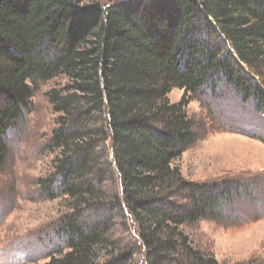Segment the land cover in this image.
Returning <instances> with one entry per match:
<instances>
[{
  "label": "trees",
  "instance_id": "16d2710c",
  "mask_svg": "<svg viewBox=\"0 0 264 264\" xmlns=\"http://www.w3.org/2000/svg\"><path fill=\"white\" fill-rule=\"evenodd\" d=\"M59 75L66 82L48 92L58 116L46 145L57 155L39 187L66 197L71 211L63 248L46 264H135L108 222L86 212L105 202L102 181L115 175L112 205L135 222L146 264H221L180 227L220 219L248 185L188 182L174 161L196 138L188 98L216 97L224 84L264 113V0H0V166L33 84ZM173 88L183 91L176 102ZM175 192L182 206L169 199Z\"/></svg>",
  "mask_w": 264,
  "mask_h": 264
},
{
  "label": "rangeland",
  "instance_id": "374dc122",
  "mask_svg": "<svg viewBox=\"0 0 264 264\" xmlns=\"http://www.w3.org/2000/svg\"><path fill=\"white\" fill-rule=\"evenodd\" d=\"M75 1L104 6L124 0ZM226 49L231 50L228 43ZM65 82L59 75L33 84L28 108L8 131L0 166V264H46L63 248L60 228L71 211L68 201L63 196H44L39 180L52 174L57 155L46 147L58 116L48 92ZM224 89L220 85L216 97L206 91L188 98L186 112L194 122L196 138L174 165L188 182L208 186L241 182L249 189L233 195L220 219L204 218L180 228L192 247L221 264H264V113L253 112L250 102ZM182 95L181 89L173 88L168 98L176 102ZM99 152L109 153L102 148ZM102 183L105 202L87 214L105 219L117 249L132 253L135 264H146L135 222L124 208L112 205L120 190L116 175ZM169 199L178 206L187 202L177 192Z\"/></svg>",
  "mask_w": 264,
  "mask_h": 264
}]
</instances>
